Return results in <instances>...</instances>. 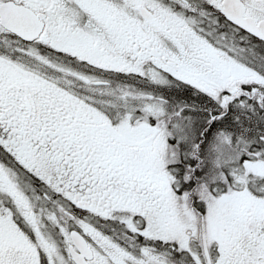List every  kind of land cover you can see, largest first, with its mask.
I'll list each match as a JSON object with an SVG mask.
<instances>
[{
  "label": "snow or ice",
  "instance_id": "6c2138e0",
  "mask_svg": "<svg viewBox=\"0 0 264 264\" xmlns=\"http://www.w3.org/2000/svg\"><path fill=\"white\" fill-rule=\"evenodd\" d=\"M0 264H264V0H0Z\"/></svg>",
  "mask_w": 264,
  "mask_h": 264
}]
</instances>
